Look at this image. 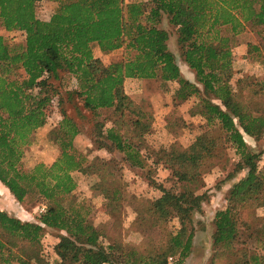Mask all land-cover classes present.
Listing matches in <instances>:
<instances>
[{"label": "trees", "instance_id": "16d2710c", "mask_svg": "<svg viewBox=\"0 0 264 264\" xmlns=\"http://www.w3.org/2000/svg\"><path fill=\"white\" fill-rule=\"evenodd\" d=\"M40 1L57 4L48 20L36 17ZM163 17L175 31L181 59L194 73L195 83L181 76L168 47L169 33L161 26ZM0 25L23 36V42L15 45L0 36V183L20 203L32 194L49 204L35 224L0 211V264H33L20 254L25 249L10 247L15 241L37 244L46 228L64 233L55 247L61 263L167 264L168 257L179 254L180 264L191 250V218L206 198L200 193L203 171L221 163L225 139L239 158L237 170L247 169V174L231 188L227 207L215 214L213 242L223 244L228 253L241 251L232 264H264V220L253 214L264 195V168L259 169L260 155L244 140L245 135L257 138L264 131V105L252 110L231 84L235 38L247 28H264V0H0ZM94 47L103 54L123 52L102 77L91 69ZM128 79L157 81L160 86L176 82L175 98L181 102L197 98L204 123L188 148L162 157V165L181 190L151 181L161 195L144 206L137 220L144 228L157 229L161 241L146 245L145 252H124L120 236L119 246L104 237L105 247L99 242L102 234L88 223L84 205L71 199L75 189L71 174H90L91 162L75 148L81 128L62 108L63 97L76 100V115L84 112L98 118L90 139L99 150L121 155L127 169L154 173L142 154L153 118L145 105L126 94ZM245 81L240 83L243 91L264 97V79ZM54 102L62 117L52 133L58 157L51 166L24 169L23 151L32 133L46 124V109ZM93 189L107 204H119V211L130 199L120 180ZM66 200H70L67 207ZM172 218L180 226L174 237L167 229ZM258 223L255 251L247 256L240 248L243 230Z\"/></svg>", "mask_w": 264, "mask_h": 264}, {"label": "rangeland", "instance_id": "374dc122", "mask_svg": "<svg viewBox=\"0 0 264 264\" xmlns=\"http://www.w3.org/2000/svg\"><path fill=\"white\" fill-rule=\"evenodd\" d=\"M56 8L57 4L55 3L40 1L35 6L36 17L40 20H48ZM161 26L169 33L168 47L178 63L182 59L175 31L164 17ZM0 36L8 45L23 42L21 33L6 32L1 25ZM235 39L236 45L232 48L234 75L231 84L237 95H241V101L244 104H249L252 110H255L260 105L261 107L264 105L263 95L260 97L252 96L250 92L242 90L240 83L245 80L248 82L249 79L255 81L264 79V28H247ZM122 54L121 50L112 54H103L94 47L91 69L95 76L102 77L105 75L109 65L120 61ZM67 82L68 80L65 78L61 86L65 88ZM190 82L195 83V77L190 79ZM54 85L60 86V83L56 82ZM177 89L178 84L176 82H169L160 86L157 81L143 82L129 79L125 83L127 95L135 103L145 105L153 118V123L142 148L145 159L155 169L154 173L151 172L152 174L148 173V169H145L144 172L127 169L122 164L119 154L115 152L107 154L99 150L90 139L93 134L94 121L98 118L94 119L84 112H81V117H79L76 115L79 103L76 100L69 101L63 97L62 108L68 116L74 117L82 132L80 137L75 138L74 146L91 162L90 174L82 172L71 174L75 182L71 199H74L78 205H84V209L88 211V223L102 234L103 238L99 237V242L105 247L108 246L104 238L107 236L115 241L118 246L120 236V245L125 249L124 252L134 249L139 252L146 245L151 246L152 243L161 241L159 231L141 226L137 216L143 211L147 203L160 197L161 193L156 190L155 185L172 190L177 189V192L181 190L179 186L177 187L169 170L162 165V157L171 151H182L188 148L204 127V123L198 114L199 100L192 97L190 100L181 102L175 98ZM148 90L151 95L147 92ZM36 93L37 91H35ZM46 113V124L32 133L31 143L23 151L21 163L24 169H32L37 164L51 166L58 157L57 146L52 142V133L62 118L56 102L47 107ZM244 140L251 151L260 155L258 167L263 169L264 131L257 138L245 135ZM225 146L226 155L221 163L214 168L203 171L204 188L201 189L200 193H205L206 198L201 205L200 212L191 218V232H193L191 250L188 257L180 264H232L242 254L238 250L228 253L223 244L214 245L213 242L215 214L227 207L231 188L247 174V169L237 170L236 165L239 158L234 154L227 139H225ZM119 178L126 183L127 194H129L130 199L136 198L134 203L129 202V199L123 207V211H119L121 207L119 204H107L102 195L93 189L96 184L113 183ZM151 181L155 183L154 186H151ZM69 201H63V205L67 207ZM48 205L45 200L32 194L20 203L0 183V211L22 223H37L39 217L45 214ZM248 214H250V210L246 212V215ZM253 214L259 217L261 221L264 220V195L259 198V207L253 209ZM119 215L122 216V222L119 221ZM260 227L261 225L258 223L243 230L241 241L244 242V246L240 248H245L247 256L255 251V240L260 232ZM167 229L170 235L174 237L180 229L178 220L170 219L167 223ZM62 235H64L63 232L46 228L37 244L15 241L10 249H25L20 254L33 264H71L68 261L61 263L55 252V247L60 243ZM75 245L81 247L79 244L75 243ZM76 253L78 256L81 255L79 249ZM179 259V254L168 257L167 264H179L177 263Z\"/></svg>", "mask_w": 264, "mask_h": 264}, {"label": "crops", "instance_id": "0c3cea01", "mask_svg": "<svg viewBox=\"0 0 264 264\" xmlns=\"http://www.w3.org/2000/svg\"><path fill=\"white\" fill-rule=\"evenodd\" d=\"M177 64L179 66L181 76L184 79L186 78V80L190 81V79H193L195 77L194 73L187 67V65L182 60L180 62H178ZM138 81H140V80H138ZM143 82H145V81H143ZM147 92L149 93V95H151V92H149V90ZM126 94H127V92H126ZM120 157H121V155H120ZM119 180L126 185V183L122 179L119 178Z\"/></svg>", "mask_w": 264, "mask_h": 264}]
</instances>
